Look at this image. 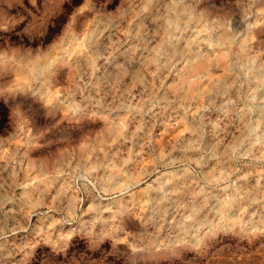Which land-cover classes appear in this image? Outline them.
<instances>
[{
    "label": "clouds",
    "instance_id": "1",
    "mask_svg": "<svg viewBox=\"0 0 264 264\" xmlns=\"http://www.w3.org/2000/svg\"><path fill=\"white\" fill-rule=\"evenodd\" d=\"M77 2L0 0V264H264V0Z\"/></svg>",
    "mask_w": 264,
    "mask_h": 264
},
{
    "label": "rangeland",
    "instance_id": "2",
    "mask_svg": "<svg viewBox=\"0 0 264 264\" xmlns=\"http://www.w3.org/2000/svg\"><path fill=\"white\" fill-rule=\"evenodd\" d=\"M83 0H78L76 3V7L82 6ZM25 7H30L28 5V0H21L20 4H13L11 6V10L4 13V19L9 25H19L26 19V13L23 11ZM71 16L72 13L69 12ZM181 132H183L182 126H177L174 130L170 132V134L166 137H157V139H162L163 142H167V140L172 139L175 136H178ZM23 143L22 141L20 142ZM37 145L40 141L36 142ZM16 149V145H5L2 149H0V171H2L3 179L8 180L10 176V169L8 167V155L14 152ZM24 152V148L20 149V153ZM28 157L30 160L36 161L39 163L40 161H48L50 163L51 157L47 153H40L39 147H33L30 151H28ZM20 157L18 156L17 159ZM150 157H145L144 164L148 165L151 168ZM27 166V165H26ZM23 175V174H21ZM154 178V177H153ZM2 182V181H0ZM10 182V181H9ZM17 194H19V190H17ZM12 204H8L5 208V211L12 208ZM41 250H37V256L40 255ZM254 254V250H248L247 252L238 250L235 245L225 242L220 247L216 248L213 251V254L209 257V264H237L239 261L245 260V258H251Z\"/></svg>",
    "mask_w": 264,
    "mask_h": 264
}]
</instances>
